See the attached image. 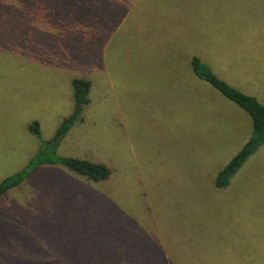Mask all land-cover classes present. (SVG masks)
<instances>
[{
	"label": "rangeland",
	"instance_id": "1",
	"mask_svg": "<svg viewBox=\"0 0 264 264\" xmlns=\"http://www.w3.org/2000/svg\"><path fill=\"white\" fill-rule=\"evenodd\" d=\"M29 2L28 13L40 17L51 9L54 21L58 16L70 27L56 29L55 38L44 29L36 41L20 34L17 40L31 45L10 59L0 53V181L40 147L28 125L38 121L40 141L51 139L71 111V79L87 75L95 80L93 113L71 149L112 155L134 192L122 194L125 202L100 190L103 202L93 192L97 202L89 204L93 189L50 172V194L24 185L5 200L0 256L12 253L19 262L13 243L26 240L38 243L43 256H68L71 264L106 256L119 262L114 248L124 242L126 264H149V244L160 242L168 253L179 249L177 264H264V145L228 187H214L249 139L251 119L190 67L192 57L200 59L264 105L258 85L264 87V0H38L32 8ZM2 7L8 11V0H0ZM103 211L121 219L120 238L92 236Z\"/></svg>",
	"mask_w": 264,
	"mask_h": 264
},
{
	"label": "trees",
	"instance_id": "2",
	"mask_svg": "<svg viewBox=\"0 0 264 264\" xmlns=\"http://www.w3.org/2000/svg\"><path fill=\"white\" fill-rule=\"evenodd\" d=\"M24 1L25 0H8V11L4 10L3 7L0 8V53L7 57L5 59L13 58L17 50L22 48L25 44L31 45L32 41L26 43H23L22 39L18 41L17 38L20 34H27L30 39L34 37V41H36L39 34H41V31L44 29L55 38L56 29H59L62 33H66L70 27V23L64 19L63 24L60 25L58 22L62 21V19L58 16H56V21L58 22L54 21V15L51 9L43 13L40 17L33 13H28L26 8L23 9ZM37 1L38 0H30L28 7L32 8L30 4ZM44 4L47 5V3ZM9 29H11V31H9ZM14 31L19 33L14 34ZM105 46L106 43H104V47ZM91 51L94 52L98 58L102 57L99 50ZM190 67L193 75L198 80L208 84L223 98L243 110L251 119L252 129L249 139L214 178V187L216 189H224L229 186L230 180L247 159L264 145V105L256 98L244 94L218 78L200 59L192 57ZM80 73H82V71H80ZM94 81H91L87 75H80L79 78L74 77L71 79L72 108L69 115L61 121L51 139L40 141V123L38 121H33L28 125L29 134L37 140L40 147L21 169L0 181V211L6 207L5 200L15 192L20 191V187L24 185H27L26 187L31 188V190H36V193L41 192L50 194L51 192L49 190H45L51 187L49 185L51 182L49 184L45 182L46 176L52 174L50 172L55 174H67L71 177L75 176L81 181L84 187L93 189V191L86 195L90 196L89 204L97 202L91 195L93 192H99L100 190L105 191L108 198L111 200L115 201V199L120 196L123 201L129 202L122 194L126 196L129 192L133 194V188L130 190L127 182L123 180L124 172L122 171V167L116 165L112 155L101 152V150H86L84 152H82V150V153L77 151V153L74 154L71 149V139L76 140V138H78L80 129L86 122L87 115L93 113V111H91L93 108L92 102L95 103L93 89L94 91L96 90ZM125 143L127 144V142ZM130 147L132 148V146L128 145V150H130ZM120 159L123 165L128 164V161L122 155ZM142 183L141 181L140 186ZM209 184L213 187L212 179H209ZM99 193L101 194L100 201L103 202L104 194L101 192ZM140 194L142 195V192H140ZM57 202L61 203L59 200H57ZM57 202L54 203L56 206H58ZM81 202L84 203L82 200ZM67 203L73 204L71 199H68ZM122 204L123 202L115 203L118 207H122ZM78 205L82 206L81 203H78ZM92 206L93 205H90L88 207L91 208ZM99 208L98 205L94 206L95 210ZM46 212L56 217V211L47 209ZM128 216L130 219L132 218L130 207L127 206L125 218ZM94 221V228L92 230L93 237L104 235L109 238H120L116 234V228L121 223V219H118V217L107 211H103L101 215L95 216ZM52 235L53 238H56L54 234ZM13 245L15 248L17 247V254L22 253L23 257L20 258L18 262V260H10L12 258V253L10 256L2 254V256H0V264H71V260L68 256L61 257V259L57 257L50 259L52 257L48 255L43 256L36 242L26 243V240H23L15 244L13 243ZM127 248L128 243L127 246H125L124 242L122 245L120 244L118 248H114V251L119 255V262L106 256L104 259L102 258L99 263L96 259H93L91 263L126 264L122 259V253H124ZM148 248L151 256L149 264H177V260L173 258V255L178 253L179 249L172 248L171 253H168L167 247L160 242L158 244H149ZM2 249L0 248V251ZM32 256H36V262L31 261ZM195 261L198 263V259ZM130 264L134 263L132 262Z\"/></svg>",
	"mask_w": 264,
	"mask_h": 264
},
{
	"label": "crops",
	"instance_id": "3",
	"mask_svg": "<svg viewBox=\"0 0 264 264\" xmlns=\"http://www.w3.org/2000/svg\"><path fill=\"white\" fill-rule=\"evenodd\" d=\"M251 67H253V68H254V71L256 70L254 66H251ZM258 85H260V86H261V89H262V88H264V87L262 86L261 82H259V84H258Z\"/></svg>",
	"mask_w": 264,
	"mask_h": 264
}]
</instances>
